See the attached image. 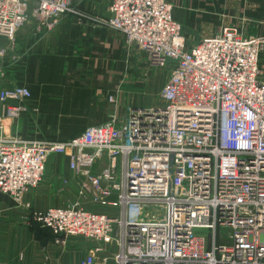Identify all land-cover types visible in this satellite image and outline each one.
<instances>
[{"label":"built area","instance_id":"obj_1","mask_svg":"<svg viewBox=\"0 0 264 264\" xmlns=\"http://www.w3.org/2000/svg\"><path fill=\"white\" fill-rule=\"evenodd\" d=\"M67 13L119 30L170 76L160 102L67 141L9 137L4 121L23 111L11 101L32 93L1 89L0 193L23 204L48 156L66 154L78 199L31 219L57 244L92 241L80 264L112 252L116 264H264V37L226 28L188 47L169 0H112L109 17L72 0H0V35L14 39L32 20L53 29Z\"/></svg>","mask_w":264,"mask_h":264},{"label":"crops","instance_id":"obj_2","mask_svg":"<svg viewBox=\"0 0 264 264\" xmlns=\"http://www.w3.org/2000/svg\"><path fill=\"white\" fill-rule=\"evenodd\" d=\"M73 2L76 9L94 17L111 14L112 0ZM170 2L188 47L226 28L264 37V0ZM93 21L67 13L53 29L31 23L19 29L14 39L0 35V67L4 71L0 90L21 85L32 93L30 98L11 101L23 111L20 117L4 121L9 137L67 141L91 125L125 119L133 106L155 104L170 69H152L146 53L128 43L119 30ZM259 69L264 81V50ZM78 180L68 155L55 154L48 156L43 180L26 191L22 205L0 193V264H80L89 252L88 243L79 240L81 236L57 244L49 229L31 219L35 211L66 206L78 199ZM85 205L105 210L89 202Z\"/></svg>","mask_w":264,"mask_h":264},{"label":"rangeland","instance_id":"obj_3","mask_svg":"<svg viewBox=\"0 0 264 264\" xmlns=\"http://www.w3.org/2000/svg\"><path fill=\"white\" fill-rule=\"evenodd\" d=\"M170 1V0H169ZM72 4H73V7H76L75 6V4H74V2H73V0H72ZM31 23H34L35 24V26L38 28V26H37V24L34 22V20H32V21H30V23H28L27 25H29V24H31ZM44 27V26H43ZM42 27V28H43ZM149 64V63H148ZM153 69V68H152ZM165 69H170V71H171V68H170V66H168L167 68H165ZM154 102H155V104H156V102L158 103V102H160V95L158 96V97H156L154 100H153ZM13 202H14V200H13ZM15 203V202H14ZM17 205H19V204H17ZM22 205V204H21ZM32 225V224H31ZM71 237V236H70ZM82 239V240H81ZM84 238H79V240H81V241H85L86 243H88L87 244V247H88V251L94 246V243L92 242V241H90V240H88V239H84ZM113 256H114V252H112V254H111V258L109 259V261H110V264H115L113 261Z\"/></svg>","mask_w":264,"mask_h":264},{"label":"water","instance_id":"obj_4","mask_svg":"<svg viewBox=\"0 0 264 264\" xmlns=\"http://www.w3.org/2000/svg\"><path fill=\"white\" fill-rule=\"evenodd\" d=\"M137 107H138V106H133L132 109H133V108L135 109V108H137Z\"/></svg>","mask_w":264,"mask_h":264},{"label":"bare ground","instance_id":"obj_5","mask_svg":"<svg viewBox=\"0 0 264 264\" xmlns=\"http://www.w3.org/2000/svg\"><path fill=\"white\" fill-rule=\"evenodd\" d=\"M136 45V44H135ZM104 254H106V253H104ZM105 256H107V255H105Z\"/></svg>","mask_w":264,"mask_h":264}]
</instances>
